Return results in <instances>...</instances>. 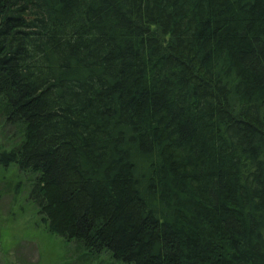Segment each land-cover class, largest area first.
I'll list each match as a JSON object with an SVG mask.
<instances>
[{
    "label": "trees",
    "instance_id": "1",
    "mask_svg": "<svg viewBox=\"0 0 264 264\" xmlns=\"http://www.w3.org/2000/svg\"><path fill=\"white\" fill-rule=\"evenodd\" d=\"M0 117L90 259L264 264V0H0Z\"/></svg>",
    "mask_w": 264,
    "mask_h": 264
},
{
    "label": "rangeland",
    "instance_id": "2",
    "mask_svg": "<svg viewBox=\"0 0 264 264\" xmlns=\"http://www.w3.org/2000/svg\"><path fill=\"white\" fill-rule=\"evenodd\" d=\"M10 132L0 117V152ZM32 179L15 166L0 165V264H121L107 253L90 259L76 244L51 235L28 199Z\"/></svg>",
    "mask_w": 264,
    "mask_h": 264
}]
</instances>
